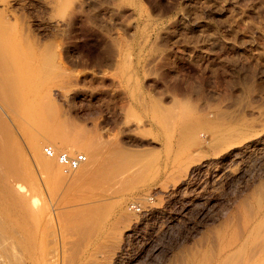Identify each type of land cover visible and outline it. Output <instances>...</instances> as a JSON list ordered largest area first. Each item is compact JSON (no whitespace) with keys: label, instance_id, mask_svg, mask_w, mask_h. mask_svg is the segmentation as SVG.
I'll list each match as a JSON object with an SVG mask.
<instances>
[{"label":"rangeland","instance_id":"obj_1","mask_svg":"<svg viewBox=\"0 0 264 264\" xmlns=\"http://www.w3.org/2000/svg\"><path fill=\"white\" fill-rule=\"evenodd\" d=\"M13 1L10 10L19 22L21 18L25 32L30 28L29 35L43 39L39 44L51 40L58 49L43 45L61 52L54 62L58 58V68L69 74L62 76L70 81L66 76L54 77L47 88L52 87L62 117L71 121L73 140H78L77 135L84 142L121 140L134 149L155 150L145 155L148 169L145 164L137 168L143 171L135 179L115 182L118 188H130L140 178L147 180L145 188L127 195L80 177L89 160L83 144L70 141L65 149L58 148L56 152H82L87 162L67 179L56 178L48 169L36 170L20 181L26 189L24 197L35 204L30 211L24 207L29 213L18 209L19 218L9 203L0 208V264H41L51 251L55 253L52 264H176L187 242L211 227L226 199L264 174L263 143L233 159L236 170L221 182L214 178L213 166L196 170L179 193H172L170 187L171 171L191 157L197 158L195 163L217 161V148L209 142L208 132L232 129L240 120L264 125V0H68L71 10L67 8L62 16L67 19L62 27L52 25L50 18L56 12L45 4L48 0ZM60 85L70 93L66 101L56 89ZM158 109L165 126L157 129L152 122ZM183 118L189 125L197 120L198 127L209 123V128L194 132V145L182 143L165 151L160 140L178 141L174 122ZM202 120L205 124H200ZM153 139L158 142L148 144ZM39 140L41 155L65 177L62 166L42 153L44 145L52 144L44 135ZM147 196H152L149 213L127 210L129 201L144 202ZM119 197L125 200L123 211L109 207ZM92 202L109 204L101 210L76 212ZM79 220H84L83 239L74 229ZM128 225L133 228L130 232ZM116 233L121 242L107 260L103 257L107 249L102 248V254L95 243ZM76 240L86 245V255L78 254L69 262V255L77 252L71 251Z\"/></svg>","mask_w":264,"mask_h":264},{"label":"bare ground","instance_id":"obj_2","mask_svg":"<svg viewBox=\"0 0 264 264\" xmlns=\"http://www.w3.org/2000/svg\"><path fill=\"white\" fill-rule=\"evenodd\" d=\"M12 1L13 0H0V208L6 205V207H8L10 204V209H15L17 212L18 209L21 210V212L26 210L25 208H29V211L31 210V205L34 206L35 200L26 199L24 197V190L26 189H24L25 187L20 181H22L23 178L29 179V175L34 174L36 170L52 169L53 176L59 179H67L69 178L68 174L73 172H67V177H64L56 165L45 160L40 153V135L45 136L46 140L52 144L55 151L60 147L63 148L65 144L67 145L72 141L76 143L74 144L72 142L75 146L79 145L78 143L84 145L83 151L87 153L89 160L87 167H83L85 170H81L80 177L81 175L87 176L94 183L105 184L108 187L107 190L111 189L113 193L120 192L123 194L127 193L128 195L136 193L142 187L145 188L148 184L146 182L147 180H142L141 178L142 181L136 179L139 184L134 183V186L130 188L129 186L118 188L115 182L118 183V181L123 180L125 182V179L130 180L131 178L135 179L138 173L143 171L141 169L139 172L137 168H142L143 165L146 164L144 160L149 157L145 158V155L152 154L155 147L142 148L140 146L142 149H134L131 148L133 145L130 147L126 142L121 140H117V142L111 140H101L99 142L98 140V142H96V139H89L84 142L81 140L83 136H80V139L78 137L79 135L76 136L78 140H73L74 137L71 136L72 130L70 129L72 123L69 119L62 117V111L59 108V105L57 106L56 102H54L52 97L53 94L51 95V90L49 89L51 86L47 88V85H49L48 80L54 77L65 78V76L67 77V75H69L67 74L68 72L66 73L62 70L64 68H62L61 64V70L58 68L60 62H58V58H56L57 60L54 62V57H59L56 54L59 51L57 50L56 53L55 49L54 52L53 49H51L52 51H49V45H43L51 44L50 48H55L56 46L55 44L53 45L55 47L52 46L53 43L51 40H49L50 43L48 41V43L43 41V44H39L42 43L41 41L43 39L41 41L35 40L36 35H29L30 32L27 33V30L29 31L30 28H27L25 32V24L21 22V18L19 22L16 16L13 15V13L15 14L16 12L10 10V6L13 5ZM69 2L71 3V1ZM69 2L68 0L46 1L45 4L51 8V11L53 10L56 12V17L54 16L53 20L50 18L53 26L61 25L62 27V24L65 21L62 16H64V13H67V11L70 13L71 10V5L69 6L70 10L68 8ZM74 2L78 1H73L72 3ZM80 2L82 3V0ZM65 22H67V19ZM37 38L40 39L38 36ZM56 48L58 49V47ZM52 52L55 54L53 55ZM56 62H58V64ZM50 65L51 67H49ZM63 74L67 75L62 76ZM128 77L129 76L126 74V78ZM69 78L70 77H67L70 81ZM68 80L65 83H67ZM61 81L57 80V82ZM56 84L51 83L50 85L56 86ZM60 86L62 87L56 89L60 93L61 98L66 101L70 93L63 90L64 85ZM159 110L160 109L157 110L158 112H155V109V114L153 113L154 122H152V125H156L157 129L160 126V128L165 126L163 122L164 114L161 115L163 112L160 113ZM193 121L194 120H192V123ZM196 121H194L193 124L190 123V125L188 124L187 118H183L182 120L177 121V123L174 122L176 129H172L174 130V133L178 135V141L177 139L160 140V143L162 144L159 146L165 148V151H170L175 145L177 146L182 143H186L187 145L191 144V146L192 144L194 145L196 139L194 132L200 128H209V123L205 124L203 123V120L200 124H205L204 126L200 125L201 127H198V123L197 125H194ZM249 121L245 122L240 120L232 129L229 128V130L226 128V130L224 129L223 131H210L212 130L210 128V132H208L211 134L209 142L217 148L215 155L217 161L209 162L205 159V161L203 160L202 162H199V160L195 163L197 158L191 159L192 157L190 158L189 156V162L186 161V164L182 163L177 166L175 168L176 170L174 169L175 172L173 170V172L171 171L170 176L174 180L173 184L170 186L171 192L179 193L182 190H180V188L184 187L183 185L191 183L190 181L193 180H191V177H193L192 175L196 170L203 168L210 169L215 166L214 172H216V177L214 178H217L216 180H220V182L223 181L222 178H227L231 173L233 174L236 169L232 168L235 164L231 161L248 153L254 147H257V145L264 143V125L259 124L260 126H255L256 124H254L253 121H251L252 123ZM156 141L157 140L154 139L150 140L148 144L155 143ZM193 155H195V152ZM83 164H85V162ZM147 165L148 164H146V167L144 166V169L149 168ZM64 172L66 171L64 170ZM77 173H79V171ZM76 175L79 176V174ZM73 178H75V176ZM252 179L250 185H247L246 188L242 189L243 191L241 193L235 192L231 197L226 199L224 206L222 205L223 208L220 209V213H218V215L215 213L216 216H213L215 218L211 223L213 225L210 224L211 227H205L199 238L196 237V239L193 238L187 242L188 244H186L183 249V256L180 255L176 260L177 262H175L176 264H264V174ZM129 185L131 184L129 183ZM2 202H5L6 204L2 205ZM102 203L104 204V202ZM102 203L96 202V204H93L92 202L91 204L93 205L85 204L76 212H81V210L85 212L91 210V208L97 209L99 207L101 210V207L109 204L105 202V205L101 206ZM110 204L109 207L112 206L115 210H125V200L122 197L117 198ZM22 208L24 209L22 210ZM15 210H13V214L11 213L12 211H10L12 216L14 215ZM28 210H26V212H28ZM150 210L151 208L149 207L147 213H149ZM19 213L20 211L18 212V218ZM83 224L84 220H79L74 227V229L78 231L76 235L80 237V239L81 237L82 239L84 237L83 232H81L84 226ZM132 229V226L128 225L126 231L130 232ZM101 239V241L95 243V248L107 249L105 250L106 252H104L103 257H106L105 259L108 260L111 258L110 255H113L115 248L119 247V242H121L120 234L116 233L113 236L103 237ZM87 242L89 243V241ZM72 244V249L70 246L71 251L74 250L77 252H72V256L69 255V262L73 261L78 254L80 256L86 255L85 244L80 245L78 241L77 243ZM103 249L101 252L104 251ZM109 256L110 258H107ZM54 258L55 253L51 251L47 257L45 256L41 264H52L55 260Z\"/></svg>","mask_w":264,"mask_h":264},{"label":"built area","instance_id":"obj_3","mask_svg":"<svg viewBox=\"0 0 264 264\" xmlns=\"http://www.w3.org/2000/svg\"><path fill=\"white\" fill-rule=\"evenodd\" d=\"M42 153L47 157L55 158L66 172L78 169L87 160V156L82 152L69 153L67 151L56 152L51 145H44ZM152 203V196H147L144 202L134 199L127 203V209L136 214L146 213L149 209V204Z\"/></svg>","mask_w":264,"mask_h":264}]
</instances>
